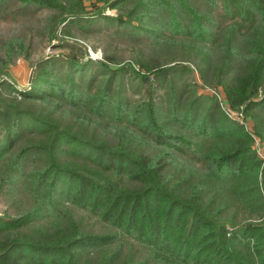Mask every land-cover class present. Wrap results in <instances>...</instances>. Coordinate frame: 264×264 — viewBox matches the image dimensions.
Returning a JSON list of instances; mask_svg holds the SVG:
<instances>
[{"label":"trees","instance_id":"trees-1","mask_svg":"<svg viewBox=\"0 0 264 264\" xmlns=\"http://www.w3.org/2000/svg\"><path fill=\"white\" fill-rule=\"evenodd\" d=\"M195 1L201 0H111L107 6L120 14L97 16L130 31L137 42L181 38L183 49L203 59L199 74L205 83L220 56L215 76L229 105L246 106L264 141V0H204L230 20L226 34ZM13 3L86 20L85 0H0V13ZM14 51L8 47L0 70ZM44 65L30 89L0 83L21 97L6 101L0 91V194L12 183L35 198L23 214L0 217V264H92L99 254L97 264H121L123 239L149 249V260L136 264H264V161L252 135L229 120L216 100L186 83L178 88L188 69L142 65L166 99L133 106L113 87L115 75L129 70L149 81L135 65ZM94 66L110 74L97 90ZM69 157L94 170L83 171ZM236 206L260 216L261 225L216 222ZM71 208L112 230L85 231Z\"/></svg>","mask_w":264,"mask_h":264},{"label":"rangeland","instance_id":"rangeland-1","mask_svg":"<svg viewBox=\"0 0 264 264\" xmlns=\"http://www.w3.org/2000/svg\"><path fill=\"white\" fill-rule=\"evenodd\" d=\"M110 1L85 0L87 9L84 18L86 17V20L78 22L72 21V18L69 17H59L57 13L48 9H23V3H13L9 9L0 13V58L9 59L6 54L9 46L15 50L9 65L0 70V83L8 80L12 85H17L16 87L21 91L30 89L37 72L40 68L45 67L44 64L47 61H50V65L47 66L49 68L51 66L53 69L67 65L68 62L86 64L103 61L113 69L135 65L139 74L149 75V81H143L141 77L129 70L115 75L117 80L113 91L121 88L125 93L124 96L133 106L139 103H149L151 99L160 104L162 101L165 102V92L160 88L153 73L149 74L142 65H148L151 68L157 65L184 67L188 69V72L184 73L185 76L178 81V88L186 83L198 95L209 96L216 100L229 120L245 128L252 135L253 149L264 161V141L255 132V121L252 115L246 112L244 105L237 108L229 105L223 85L215 76V68L221 63L220 56H215L214 62H211L212 66L208 70L206 75L208 80L205 83L199 74V67L204 64L203 59L196 57L194 53L189 54L186 49H183L181 38L168 40L162 44L149 41L146 38L137 42L128 35L130 31H125L123 27L106 25L98 17L100 13L111 17H117L120 14L117 9L107 6ZM205 4L204 0L194 2L200 12L211 13L219 22L220 29L226 34V28L230 27L231 22L226 16L224 17V11L221 8L218 11H212ZM92 17L94 21L87 19ZM61 70L63 73L66 72V68ZM92 72L97 73L92 86L94 90H97L103 86L110 74H103L98 66H94ZM119 85L122 86L119 87ZM0 91L6 101H12V99L21 101L20 95L13 90L0 87ZM184 100L188 101V96L184 97ZM223 100L228 103L227 112L224 109ZM24 107L26 105H23ZM44 112L46 113L47 110ZM2 131L3 127L0 125V140L4 136ZM98 134L100 135V133H96V135ZM114 143L116 144L115 141ZM151 152L155 156L158 150L153 148ZM68 160L82 168L83 171L94 170V167L81 160L73 157H69ZM196 167L200 168L201 165H196ZM3 170L0 169V181ZM11 184L9 187L6 186L4 192L0 194V217L21 215L30 207V203H34L35 198L24 192L21 185L13 187ZM71 212L85 231L104 234L112 230L89 213L75 208H71ZM217 219L218 224H225L230 228L251 223L261 225L259 223L263 220L260 219V216H251L239 206L234 207L231 211L223 212ZM148 250L134 240L123 239L119 263L124 264L123 261H127L129 264H136L148 261L150 257ZM244 255L248 256V253L244 252ZM100 256L102 255L94 257L92 264H97ZM146 264L157 263L155 259H151V262H146Z\"/></svg>","mask_w":264,"mask_h":264},{"label":"built area","instance_id":"built-area-1","mask_svg":"<svg viewBox=\"0 0 264 264\" xmlns=\"http://www.w3.org/2000/svg\"><path fill=\"white\" fill-rule=\"evenodd\" d=\"M223 102H224V100H223ZM225 108V111L227 112V109L226 108H228V103L227 102H224V105H223Z\"/></svg>","mask_w":264,"mask_h":264}]
</instances>
